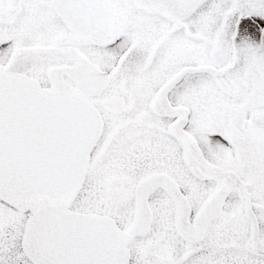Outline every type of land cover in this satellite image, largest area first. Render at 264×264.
<instances>
[{"label":"snow or ice","instance_id":"6c2138e0","mask_svg":"<svg viewBox=\"0 0 264 264\" xmlns=\"http://www.w3.org/2000/svg\"><path fill=\"white\" fill-rule=\"evenodd\" d=\"M0 264H264V0H0Z\"/></svg>","mask_w":264,"mask_h":264}]
</instances>
